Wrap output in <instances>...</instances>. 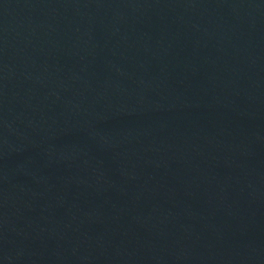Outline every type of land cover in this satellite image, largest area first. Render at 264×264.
Listing matches in <instances>:
<instances>
[{"label":"water","instance_id":"water-1","mask_svg":"<svg viewBox=\"0 0 264 264\" xmlns=\"http://www.w3.org/2000/svg\"><path fill=\"white\" fill-rule=\"evenodd\" d=\"M0 264H264V0H0Z\"/></svg>","mask_w":264,"mask_h":264}]
</instances>
